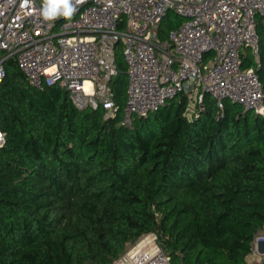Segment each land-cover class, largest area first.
Wrapping results in <instances>:
<instances>
[{
  "label": "trees",
  "instance_id": "1",
  "mask_svg": "<svg viewBox=\"0 0 264 264\" xmlns=\"http://www.w3.org/2000/svg\"><path fill=\"white\" fill-rule=\"evenodd\" d=\"M163 21L164 37L182 19ZM167 30V31H166ZM264 86V23L257 22ZM244 68L255 64L242 51ZM114 117L38 88L14 59L0 79V264H111L157 233L171 264H249L264 227V115L225 101L188 115L179 94L123 123L122 46ZM256 66V64H255ZM264 264V261L263 263Z\"/></svg>",
  "mask_w": 264,
  "mask_h": 264
},
{
  "label": "built area",
  "instance_id": "2",
  "mask_svg": "<svg viewBox=\"0 0 264 264\" xmlns=\"http://www.w3.org/2000/svg\"><path fill=\"white\" fill-rule=\"evenodd\" d=\"M44 0H0V79L14 59L38 88L65 87L78 109L104 108L114 117L119 104L111 87L122 46L127 69L123 123L148 116L181 93L205 109L208 93L219 113L225 101L264 115L259 19L264 0H79L72 17L46 19ZM183 19L162 36L168 13ZM248 49L256 64H242ZM190 105V104H189ZM5 134L0 129V147ZM157 233L143 234L111 264H171ZM249 264L264 261V227L251 243Z\"/></svg>",
  "mask_w": 264,
  "mask_h": 264
},
{
  "label": "clouds",
  "instance_id": "3",
  "mask_svg": "<svg viewBox=\"0 0 264 264\" xmlns=\"http://www.w3.org/2000/svg\"><path fill=\"white\" fill-rule=\"evenodd\" d=\"M78 2L79 0H44L43 15L46 19H54L57 16L70 19Z\"/></svg>",
  "mask_w": 264,
  "mask_h": 264
},
{
  "label": "rangeland",
  "instance_id": "4",
  "mask_svg": "<svg viewBox=\"0 0 264 264\" xmlns=\"http://www.w3.org/2000/svg\"><path fill=\"white\" fill-rule=\"evenodd\" d=\"M169 20H171V21H177L179 18L177 17V15L175 14V13H172V14H170L169 15V18H168ZM183 20V19H182ZM167 31V30H166ZM166 34H167V32H166ZM166 34H165V36H166ZM190 105H189V107H190V109H193L194 108V102L193 103H189ZM132 245V243L131 244H128L127 245V248H126V250H128L129 248H130V246ZM254 257L253 256H247V259L249 260V261H253L254 259H253Z\"/></svg>",
  "mask_w": 264,
  "mask_h": 264
},
{
  "label": "water",
  "instance_id": "5",
  "mask_svg": "<svg viewBox=\"0 0 264 264\" xmlns=\"http://www.w3.org/2000/svg\"><path fill=\"white\" fill-rule=\"evenodd\" d=\"M164 247V246H163ZM165 248V247H164Z\"/></svg>",
  "mask_w": 264,
  "mask_h": 264
}]
</instances>
